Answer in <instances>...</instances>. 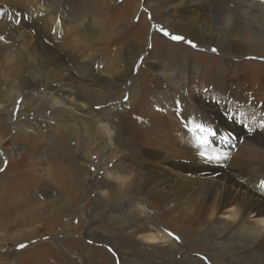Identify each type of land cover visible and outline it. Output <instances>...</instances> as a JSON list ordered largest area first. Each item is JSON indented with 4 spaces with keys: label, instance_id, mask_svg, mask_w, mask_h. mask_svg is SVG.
I'll use <instances>...</instances> for the list:
<instances>
[{
    "label": "rangeland",
    "instance_id": "1",
    "mask_svg": "<svg viewBox=\"0 0 264 264\" xmlns=\"http://www.w3.org/2000/svg\"><path fill=\"white\" fill-rule=\"evenodd\" d=\"M53 1L0 0V37H3L0 39V99L7 105L6 111L0 114V168L4 169L0 172V264H115L117 260L111 250L112 246L99 242L100 235H114L130 249L132 244L137 242L140 232H136L135 227L112 221L107 215L108 211H103L98 218L86 215L90 208L97 205H100L102 210L110 200L107 194L102 196L100 190L109 188L104 174L112 166V162L107 163L105 154L100 157L99 150L104 145V139L99 141L94 135L95 129L91 133L93 138L89 143L83 142L76 132L65 139L61 153L57 152V145L54 144L57 151L53 148V135L43 128V122L37 120L42 113L50 120L48 117H51L52 112L47 104L36 99L38 94L31 99V92H27L29 72H33V68L36 74L39 72V90H50L48 86L52 83L54 86H70V80L63 77L45 79L44 72L39 69V63L33 57L39 42L33 26L39 27L42 33L40 39H44L45 43H49L57 51L73 60L93 62V90H108L99 86L98 81L109 78L118 80L121 69L132 63L138 54L133 62V78L127 84L130 85L134 79L142 90L141 85L146 82L144 94L141 92L137 96L136 103L127 102V95L123 96L121 99L126 105L119 109L131 120L138 117L136 113H139L141 118H138V122L145 118L152 126V133H146V141L138 148L137 155L142 156L143 148L146 149L155 142L164 154L178 151V156L188 155L189 158L200 159L209 166L237 168L244 163L247 166L264 164V148L260 146L258 152L247 149V152L243 153L238 151L236 146L239 135L233 134L225 139L224 136L218 135L219 131L213 130L214 128L211 130L216 135L208 137L211 143L198 146L195 136L206 133L192 131L196 127L190 122H196V118L192 116L176 125L181 128L180 132L170 126V122L165 124L171 116L176 117L169 114L171 111L166 108L178 98L171 92L170 95H165L164 91L168 86L166 79L148 72L143 59H154L155 56L164 54L167 61L170 59L173 63L185 66L189 74L194 76L203 72L204 78H209L212 77V71L215 73V69L224 67L225 57L217 49L213 52V48L208 50L195 44L194 47L193 43L190 44L185 39H171L173 34L161 24L170 16L160 0H59V14L55 15L51 11ZM148 4L152 5V8H149ZM148 23L149 29L145 38L144 32ZM164 30L168 35L164 34ZM153 32L175 45L163 42L161 38L153 36ZM153 45L154 48L151 49ZM132 48L135 49L133 55L129 54ZM192 49L198 50L197 54L191 53ZM231 60L247 61L248 64L242 67L249 69L251 72L248 73L257 79L247 77L237 81L233 85L237 86V90L238 86L241 87L243 94L239 95L230 90L227 91L228 94L236 96V99L243 103L245 110L253 107L264 108V59L232 57ZM240 69V66L232 68L227 73L229 79H237ZM88 77L82 81H90ZM151 77L152 79H149ZM21 88L25 90H18ZM109 90L116 93L114 89ZM17 93H20V96L16 98ZM65 95L66 92H61L57 96L62 99ZM98 95L100 94L93 93L83 99L96 100ZM118 95L120 92L112 98ZM185 102L189 103L187 100ZM159 111L165 112L168 118ZM79 121L82 122L76 118L67 121L69 125L63 128L64 131H68L69 127L73 131L80 130V125H77ZM233 121L241 123L234 117ZM83 123L88 125L86 120ZM120 123L121 128L124 124V133H128L127 121ZM188 123L190 125H187ZM217 126V123L211 125ZM243 127H247L246 122ZM261 129H264V124ZM150 137L151 143L148 141ZM2 143H6L7 150ZM201 151H205L207 156H219L220 159L210 162L200 155ZM131 162H128L130 167L133 166ZM103 166L105 168L102 169ZM52 169L58 171L64 180L71 178L72 185L68 192L60 189L56 174L50 173ZM153 198L147 205L148 209L159 210L160 206ZM187 206L191 207L190 211L188 209V213H191L195 203ZM159 213L156 218L160 220V228L171 233L174 240L184 244L185 241L190 242L192 238H198L194 229L193 232L184 224L177 228L174 219L165 217L162 211ZM188 213L186 215L192 217L195 223L201 224L202 215L196 217ZM187 226L191 224L188 223ZM153 231L151 228L147 229V232ZM198 241L193 240L192 255L203 260L206 256L202 251V243ZM18 245L25 247L19 248Z\"/></svg>",
    "mask_w": 264,
    "mask_h": 264
},
{
    "label": "bare ground",
    "instance_id": "2",
    "mask_svg": "<svg viewBox=\"0 0 264 264\" xmlns=\"http://www.w3.org/2000/svg\"><path fill=\"white\" fill-rule=\"evenodd\" d=\"M160 2L164 3L163 6L167 8L170 16L161 23L167 31L208 50L215 48L225 57L224 67L215 69V73L212 71V77L209 78H204L203 72L194 76L189 74L185 66L173 63L170 59L167 61L164 54L155 56L154 59H143L148 72L166 79L168 86L164 91L165 95L173 93L178 98L166 108L171 111L169 114L176 117L171 116L165 124L170 122L169 125L180 132L181 128L176 125L192 116L196 118V122L190 121L192 125L214 128L213 130L219 131L217 134L225 139L233 134L239 135L236 145L238 151L246 153L249 149L258 152L260 146L264 148V129H261L264 124V108L253 107L245 110L243 103L227 92L230 90L241 95L242 88L238 86L237 90V86L233 84L247 77L257 79L248 73L251 72L249 69L242 67L248 64L247 61L237 62L231 58L264 57V0ZM60 4L59 0L52 2L51 11L54 15L59 14ZM148 7L152 8V5L148 4ZM148 29L149 23L144 32L145 38ZM33 30L39 39L33 57L39 63V69L44 72L45 79L63 77L70 80V86H54L52 83L48 86L50 90H39V72L36 74L34 68L33 72H29L27 92H31V99L38 94L36 99L47 104L52 112L51 117H48L50 120L45 118V113L36 119L43 122V128L53 135V148L55 149L54 144L57 145L59 151H55L61 153L65 139L76 132L83 142L89 143L93 138L91 133L95 129L94 135L99 141L104 139V145L99 150L100 157L105 154L107 163L112 162V166L104 174L109 188L100 190L101 195L107 194L110 200L102 210L101 206L97 205L90 208L86 215L98 218L103 211H108L107 215L112 221L135 227L134 230L140 232L137 242L133 243L130 249L114 235H100L99 242L112 246L111 250L117 260L115 264H264V184H261V181H264V164L247 166L244 163L237 168L209 166L200 159L189 158L188 155L178 156V151L164 154V151L150 140L151 137L148 139L149 143L152 142L150 146L143 148L142 156L137 155L138 148L146 141V133H152V126L145 118L140 120L141 125L138 122V118H141L139 113H136L138 117L131 120L119 109L126 105L121 99L123 96L127 95L126 100L130 102L135 101L141 92L144 94L146 82L141 85L142 90L134 79L130 85L127 84L133 78V62L138 54L132 63L121 69L118 80L109 78L98 81L99 86L108 90H93V62L73 60L49 43H45L44 39H40L42 33L39 27L33 26ZM153 34L163 42L175 45L156 32ZM153 48L154 45L151 49ZM134 51L132 48L129 54L133 55ZM197 51L192 49L190 52L197 54ZM127 59L129 60V57ZM239 66L241 69L237 79H229L227 73ZM90 75L91 77H88ZM85 77L90 81H82ZM109 88L116 90V93L120 92V95L112 98L116 93ZM61 92H66L62 99L57 96ZM93 93L100 94L96 100L83 99ZM185 95L189 97L186 98ZM19 96L20 93H17L16 98ZM186 100L191 105L185 102ZM6 106L0 99V114L6 111ZM159 112L167 117L165 112ZM233 117L241 123L233 121ZM73 118L82 120L77 123L80 130L73 131L69 127L65 132L63 128L69 125L66 122ZM85 120L87 126L83 123ZM125 121L128 133H124V124L122 128L120 126V122ZM245 122L247 127H243ZM213 123L219 126L211 127ZM154 140L157 141V138L154 137ZM2 144L7 150L6 143ZM128 159L133 160L132 167L128 164L131 162ZM50 173L56 174L60 189L68 192L72 185L71 178L64 180L54 169ZM153 197L160 206L159 210L148 209L147 205ZM192 202L195 203V208L191 213L196 217L202 215L201 224L195 223L192 217L186 215L191 208L187 205ZM160 211L170 220L174 219L177 228L184 224L186 228L194 229L198 238H192L184 244L174 240L171 233L159 226L160 220L158 221L156 214ZM188 223L191 226H187ZM148 228L154 231L147 232ZM193 240L202 243V251L206 256L203 260L192 255Z\"/></svg>",
    "mask_w": 264,
    "mask_h": 264
},
{
    "label": "snow or ice",
    "instance_id": "3",
    "mask_svg": "<svg viewBox=\"0 0 264 264\" xmlns=\"http://www.w3.org/2000/svg\"><path fill=\"white\" fill-rule=\"evenodd\" d=\"M2 14V13H0ZM11 19V17H9ZM17 23H19V20L16 21ZM164 34L168 35V32L166 30H164ZM0 39H3V37H0ZM171 39L176 40V41H180L183 40L184 37L178 36V35H172ZM190 44H192L191 41H189ZM192 46L195 47V45L193 44ZM149 47H151V45H149ZM213 52H216L217 50L215 48L212 49ZM260 59H264V57H261ZM125 99H127V97H125ZM197 130H199L200 133H206V135H196L195 136V142L198 146H206L208 144L211 143V141L208 139L209 136H215L216 133L214 131L211 130V128H205L203 125H199L197 124L195 128L192 129V131L194 133L197 132ZM200 155L203 157H206L210 162L213 160H219L220 157L219 156H207L205 151H201ZM5 163H7V161H5ZM4 169L0 168V172H2ZM261 184H264V181H261ZM19 248H23L25 247V245H18Z\"/></svg>",
    "mask_w": 264,
    "mask_h": 264
}]
</instances>
